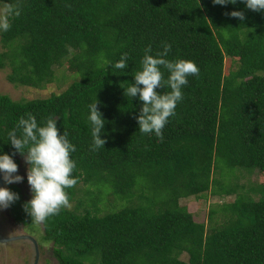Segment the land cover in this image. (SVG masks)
Instances as JSON below:
<instances>
[{
	"label": "trees",
	"instance_id": "trees-1",
	"mask_svg": "<svg viewBox=\"0 0 264 264\" xmlns=\"http://www.w3.org/2000/svg\"><path fill=\"white\" fill-rule=\"evenodd\" d=\"M3 1L20 11L8 14L10 28L0 30L7 48L0 67L8 58L11 83L44 87L53 67L72 52L70 67L79 75L61 93L44 98L17 101L0 94V155L15 153L20 166L25 158L9 133L20 137L18 121L28 114L40 126L52 116L76 149L71 159L78 183L66 189L70 202L80 183L96 187L85 191L92 196L86 204L79 199L38 230L24 210L32 191L25 199L16 184L7 186L19 194L10 206L14 217L52 244L57 264H264V182L258 184L259 199L237 196L224 208L232 214L228 223L209 231L178 202L208 191L216 169L220 175L224 167L264 175V12L247 9L243 0ZM233 11L246 18L226 15ZM164 44L171 45L166 59L191 60L200 73L188 77L161 140L139 131L142 102L124 92L141 70L144 50L151 45L155 56ZM124 53L128 67L116 69ZM227 56L237 66L225 74ZM96 100L106 144L93 150L88 106ZM217 182L224 194L232 192ZM98 188L127 203L137 192L140 202L93 215L101 202L95 200ZM183 253L187 261L180 259Z\"/></svg>",
	"mask_w": 264,
	"mask_h": 264
},
{
	"label": "clouds",
	"instance_id": "clouds-1",
	"mask_svg": "<svg viewBox=\"0 0 264 264\" xmlns=\"http://www.w3.org/2000/svg\"><path fill=\"white\" fill-rule=\"evenodd\" d=\"M247 9L254 12H264V0H243ZM237 0H213L215 5L236 4ZM9 14L19 16L18 8L9 7ZM234 18L244 20L242 11L226 13ZM10 24L7 19H0V30L7 31ZM227 37V33H225ZM171 51L170 44L163 45V51L151 55V45L145 50L141 60V70L134 75V83L129 85L124 92L126 97L136 98L142 102V109L136 117L139 131L144 134L154 133L163 139V129L170 117L176 115V108L183 100L182 88L188 84L189 76L199 77L200 69L191 60H168L166 57ZM116 69L128 67V54L124 53L114 65ZM169 73L165 79V71ZM170 88L171 91L161 93L157 89ZM99 101L91 103L88 107V117L92 125L93 150L103 148L106 140L101 138L105 127V120L98 109ZM21 130L20 137L16 131L9 133L11 145L22 154L28 165L27 179L33 198L24 204V210L31 216L33 223H45L50 217L58 215L63 209L71 208L70 198L66 189L73 188L78 183V178L73 177L76 162L71 159L75 145L68 139L65 130L60 134L57 119L49 116L40 126L35 116L28 114L27 118L21 117L17 124ZM15 155V153H13ZM13 155L7 153L0 155V172L6 184L23 182L24 177L18 175L19 166L14 161ZM19 200V194L7 187H0V209H7Z\"/></svg>",
	"mask_w": 264,
	"mask_h": 264
},
{
	"label": "rangeland",
	"instance_id": "rangeland-1",
	"mask_svg": "<svg viewBox=\"0 0 264 264\" xmlns=\"http://www.w3.org/2000/svg\"><path fill=\"white\" fill-rule=\"evenodd\" d=\"M7 10L8 7L5 1L0 0V19H7L9 14ZM6 50L7 48L4 47L0 41V53ZM72 54L73 52L69 54V56L62 59L59 64H56L53 67L54 70L52 80L45 84V86L42 88H33L11 83L7 79V75H9L11 72L9 59H4V65L0 67V94L8 95L12 100L24 101L35 98H44L50 96L51 94L61 93L70 83L79 79V75L76 73V71H74L73 67H70V57ZM236 66V59L229 56L225 57V74H227L230 69H235ZM27 169L28 165L25 163V160L22 159L17 174L24 177L23 182L13 183L19 187L21 194L25 199H28L31 194V188L27 179ZM238 169V167H224L221 169V175L218 169L212 173L214 182L215 180H218L219 183L227 187H233V190L230 194H224L218 182H213L210 189L206 192H203L201 196H189L179 199L178 202L180 207L184 208V212L185 210L190 212L196 221L204 222L208 231L212 227L219 228L224 226L226 223H228L232 215L230 211L224 209L228 203H231L237 196L250 197L254 200H257L261 197V192L260 190L258 191V184L264 182V175L260 176L258 170L248 171L250 169L244 168L246 170L239 171ZM3 183V187L10 185L6 184L4 179ZM105 185L107 184L102 186L105 187ZM95 189L96 187L94 185L80 183L77 186L75 197L70 202V209H74L79 199L86 204L88 199H90L92 196L85 193V191H93ZM106 194L107 193L103 192L101 189H97L95 200H97V202H101H98L97 206L93 207L90 212L91 214H105L108 212H113L115 207L118 208L125 204H138L140 202L137 197V192L129 203H127L126 200L117 198L113 194H108L107 196ZM80 210H82V208H80ZM210 211L212 213H210ZM34 225L38 230H40L39 224L35 223ZM21 234L34 237L38 243V246L42 247L39 249V255L36 264H57V260L52 254V244L50 242L44 243V241H42L39 236V231L32 232L24 224L17 221L14 217L11 207L7 209H0V236L6 237ZM187 258L188 256L186 253L180 255V259L184 261H187ZM34 260V247L29 239H16L8 242H0V264H33Z\"/></svg>",
	"mask_w": 264,
	"mask_h": 264
},
{
	"label": "water",
	"instance_id": "water-1",
	"mask_svg": "<svg viewBox=\"0 0 264 264\" xmlns=\"http://www.w3.org/2000/svg\"><path fill=\"white\" fill-rule=\"evenodd\" d=\"M3 186H4V183H3V173L0 172V187H3ZM16 239H29L32 242L33 247H34V252H35V260L33 261V264H36L37 263V260H38L39 250H38L37 242H36V240H35L34 237H32L30 235H24V234H21V235H13V236H6V237H1L0 236V242H8V241L16 240Z\"/></svg>",
	"mask_w": 264,
	"mask_h": 264
}]
</instances>
